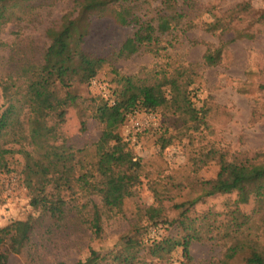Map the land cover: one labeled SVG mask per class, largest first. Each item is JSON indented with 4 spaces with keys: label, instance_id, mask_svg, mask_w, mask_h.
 <instances>
[{
    "label": "rangeland",
    "instance_id": "obj_1",
    "mask_svg": "<svg viewBox=\"0 0 264 264\" xmlns=\"http://www.w3.org/2000/svg\"><path fill=\"white\" fill-rule=\"evenodd\" d=\"M74 0H33L28 19L11 22L0 35V83L16 78L25 87V76H20L29 63H40L49 44L46 29L58 25ZM134 16L140 21L155 20L163 14L162 0H128ZM183 10V24L169 36H163L158 53L143 47L130 56L118 51L124 41L138 29L133 22L117 23L104 13L92 18L85 49L105 56L109 64L90 84L77 86L84 97L102 95L114 100L116 69L120 75L147 78L162 68L191 67L198 76L190 86V96L197 109H204L205 121L191 127L184 117L170 111L135 110L129 113L119 132L128 149L142 163L141 183L135 195L125 201L122 211L103 208L104 233L93 238L90 230L75 217L79 206L93 200L102 207L100 197L85 196L80 192L67 197L66 218L60 222L41 217L34 208L22 172L23 158L19 153H4L9 171L0 168V227L13 220L33 216L36 227L29 245L19 254H12L10 264H76L85 258L89 248L103 253L121 248L128 235L137 236L148 247L168 235H183L176 219L181 218L177 204L191 201L202 193L200 180L216 177L219 164L207 153L218 150L229 158L239 153L255 157L264 152V0H178ZM229 24L226 29L223 27ZM223 46L219 64L208 66L203 55L208 47ZM19 78V79H18ZM15 88L10 92L15 93ZM9 95H13L14 93ZM16 97V96H15ZM9 103L0 87V105ZM27 108L22 109L24 117ZM86 119V129L82 120ZM61 132L76 147H92L99 139L102 126L94 118L81 115L79 107H70ZM166 132L172 142L162 149L159 137ZM11 134V130L9 131ZM0 137V142L12 135ZM5 148H20L10 142ZM210 156V155H208ZM237 194H216L204 197L190 206L188 215L195 219L199 238L191 245L195 264H210L221 258L231 243L225 232L230 214L237 206L253 221L264 225V204L256 198L236 204ZM187 205L186 207H188ZM185 207V208H186ZM152 214H159L157 224ZM175 220V221H174ZM182 248L169 256L168 264H182ZM147 264H157L158 258L145 257ZM116 264V263H113ZM143 264V263H138ZM232 264H242L237 260Z\"/></svg>",
    "mask_w": 264,
    "mask_h": 264
},
{
    "label": "trees",
    "instance_id": "obj_2",
    "mask_svg": "<svg viewBox=\"0 0 264 264\" xmlns=\"http://www.w3.org/2000/svg\"><path fill=\"white\" fill-rule=\"evenodd\" d=\"M32 1L0 0V35L7 24L28 19ZM127 2L74 0L61 22L47 27L49 44L42 62L28 63L23 68L20 74L26 77L23 91L18 92L20 86L16 78H9L12 79L9 85L0 83L5 98H9L7 105L5 102L0 105V137L10 134V130L12 135L0 142V168L9 171L4 153H19L23 158L22 172L31 205L40 210L41 217L58 222L68 215V196L80 192L88 197H100L102 207L91 200L81 204L75 215L93 238H100L104 233L103 208L122 211L125 201L135 195V187L141 183V160L126 147L119 132L129 113L163 109L183 116L193 128H198L206 117L204 109H197L190 96V86L198 76L191 67L162 68L147 78L120 75L114 69L113 101L100 94L84 97L76 91L77 86L92 83L109 64L107 57L94 55L84 46L94 16L109 13L121 25L138 24V29L119 49L120 56H130L143 47L158 53L163 36H169L186 17L184 11L178 9V0H162L163 14L155 20L140 21ZM261 18L264 20V13ZM222 56L223 46H209L203 62L208 66L217 65ZM13 88L16 89L14 98L9 95ZM70 107H79L83 117L94 118L101 124L102 132L93 148L76 147L61 132ZM24 108L27 112L22 117ZM86 121L82 120L83 129H86ZM159 141L165 149L172 139H167L165 132ZM10 142L19 143L20 148L6 149L5 145ZM205 155L203 164L211 157L218 161L220 168L216 177L200 180L202 193L197 198L177 204L182 217L176 221L183 228L182 236L168 235L146 247L137 236L128 235L116 251L103 253L90 247L88 255L78 259L76 264H147V255L158 258L157 264H168L163 260L168 261L178 247L182 248V264H195L191 245L199 238V233L195 219L188 215L190 206L204 197L231 193L237 194L236 204L248 203L252 198L264 204V152L255 157L239 153L229 158L226 153L213 150ZM159 217V214L151 215L154 224L160 222L156 220ZM230 219L225 234L231 238V243L223 256L210 264H232L237 260L242 264H264V225L253 221V216L244 214L239 206L230 214ZM35 227L33 216L0 227V264H10L12 254L22 253Z\"/></svg>",
    "mask_w": 264,
    "mask_h": 264
}]
</instances>
